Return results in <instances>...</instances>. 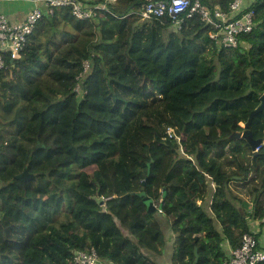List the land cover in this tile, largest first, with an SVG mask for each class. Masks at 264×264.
Returning <instances> with one entry per match:
<instances>
[{
	"label": "trees",
	"instance_id": "1",
	"mask_svg": "<svg viewBox=\"0 0 264 264\" xmlns=\"http://www.w3.org/2000/svg\"><path fill=\"white\" fill-rule=\"evenodd\" d=\"M145 3L116 0L92 19L55 7L0 70V264H75L90 246L105 262L157 264L167 227L172 264H222L239 232L264 247V144L230 137L264 95V0L236 47L198 15H179L181 28L127 15ZM249 128L264 136V109ZM26 167L35 177L17 179ZM232 187L250 191L251 210Z\"/></svg>",
	"mask_w": 264,
	"mask_h": 264
},
{
	"label": "built area",
	"instance_id": "2",
	"mask_svg": "<svg viewBox=\"0 0 264 264\" xmlns=\"http://www.w3.org/2000/svg\"><path fill=\"white\" fill-rule=\"evenodd\" d=\"M36 5L21 21H12L1 10L0 5V70L9 68L10 62L21 56L26 48L30 35L37 23L46 12L52 13L55 7L71 6L72 14L80 19H92L98 10H108L109 4L116 0L83 1V0H39ZM252 0H232L227 8L212 6L203 0H146L144 6L133 10L134 14L142 19L171 15L181 28L182 17L198 15L201 21L210 27V37L224 47H236L243 33L253 31L256 23V12L251 6ZM89 69V61L84 62L85 73ZM80 84L76 90H80ZM172 135V129L169 130ZM263 142L255 149L259 150ZM237 245L229 250L227 259L222 264H259L264 261V247L254 231L239 232L236 236ZM75 264H113L105 262L99 256L96 248L76 250Z\"/></svg>",
	"mask_w": 264,
	"mask_h": 264
},
{
	"label": "water",
	"instance_id": "3",
	"mask_svg": "<svg viewBox=\"0 0 264 264\" xmlns=\"http://www.w3.org/2000/svg\"><path fill=\"white\" fill-rule=\"evenodd\" d=\"M261 109H264V95L261 97V104L260 106L255 109L252 113H251V117L249 119V121L247 123H245V129L242 130V131H233L230 135V137H232L233 139L239 137V138H245L249 144L251 145V147L253 148V150H255L262 142H263V137L261 138H254L253 136V133H252V130L249 128L250 126V123H251V120H252V117L258 112L260 111ZM257 152V150H255ZM150 174V170L148 172ZM35 177V174L33 173H30L28 171V168L26 167L22 172H20L19 174L16 175V178L19 179V180H22V181H27L31 178H34ZM146 184V180H143V183L142 185L145 186ZM139 196L142 198L144 204L147 206V209L149 212H154L158 206L157 204H155L153 198H151L150 196L147 195L146 191L143 190V191H140L139 193ZM165 194V193H164ZM94 198L100 203V204H103L105 202V198L104 196L102 195H97V196H94ZM159 207H161V205H159ZM195 255H196V260L195 262L198 261L199 259V252H198V247L195 248Z\"/></svg>",
	"mask_w": 264,
	"mask_h": 264
},
{
	"label": "rangeland",
	"instance_id": "4",
	"mask_svg": "<svg viewBox=\"0 0 264 264\" xmlns=\"http://www.w3.org/2000/svg\"><path fill=\"white\" fill-rule=\"evenodd\" d=\"M245 126V123L243 124ZM234 186V185H233ZM231 193L239 198V205L246 210H251L253 206V196L250 194V191L247 188L237 187L235 190L233 187L231 189ZM163 220V219H162ZM164 228L167 227L166 221L163 220ZM166 236H167V244L161 255H155V261L157 264H172L173 261V240L170 236V231L168 227L166 228Z\"/></svg>",
	"mask_w": 264,
	"mask_h": 264
},
{
	"label": "crops",
	"instance_id": "5",
	"mask_svg": "<svg viewBox=\"0 0 264 264\" xmlns=\"http://www.w3.org/2000/svg\"><path fill=\"white\" fill-rule=\"evenodd\" d=\"M41 1L39 0H0L1 10L12 21H21Z\"/></svg>",
	"mask_w": 264,
	"mask_h": 264
}]
</instances>
